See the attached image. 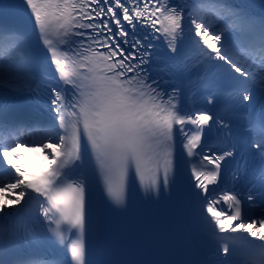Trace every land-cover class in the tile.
Listing matches in <instances>:
<instances>
[{"label": "snow or ice", "instance_id": "snow-or-ice-1", "mask_svg": "<svg viewBox=\"0 0 264 264\" xmlns=\"http://www.w3.org/2000/svg\"><path fill=\"white\" fill-rule=\"evenodd\" d=\"M253 8L0 0V264H34L22 250L38 244L66 250L54 264H87L89 176L117 208L137 185L198 203L213 257L200 264H264V10ZM37 148L48 167L29 173L16 161Z\"/></svg>", "mask_w": 264, "mask_h": 264}, {"label": "bare ground", "instance_id": "bare-ground-1", "mask_svg": "<svg viewBox=\"0 0 264 264\" xmlns=\"http://www.w3.org/2000/svg\"><path fill=\"white\" fill-rule=\"evenodd\" d=\"M17 164L21 165L23 169L26 167L38 166V165H48V161L44 159L43 154L37 148L35 152H25L20 160L16 161ZM3 199H0V203H3ZM11 204V201L8 202ZM264 231V230H261Z\"/></svg>", "mask_w": 264, "mask_h": 264}]
</instances>
